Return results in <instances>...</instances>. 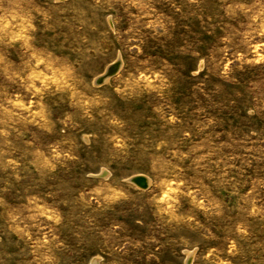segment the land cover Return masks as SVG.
Segmentation results:
<instances>
[{"label":"rangeland","instance_id":"374dc122","mask_svg":"<svg viewBox=\"0 0 264 264\" xmlns=\"http://www.w3.org/2000/svg\"><path fill=\"white\" fill-rule=\"evenodd\" d=\"M0 264H264V0H0Z\"/></svg>","mask_w":264,"mask_h":264},{"label":"bare ground","instance_id":"6f19581e","mask_svg":"<svg viewBox=\"0 0 264 264\" xmlns=\"http://www.w3.org/2000/svg\"><path fill=\"white\" fill-rule=\"evenodd\" d=\"M108 69V68H107ZM106 74V73H105ZM100 75L99 77L101 78L102 81H104V78L106 77V75ZM137 176V177H136ZM136 177V179L138 180L137 182H141V185H138V183H135L136 185H138L141 188H145L146 186L149 185L150 179L145 176L144 174H136L134 176H132L131 178ZM135 179V178H133ZM190 254V253H189ZM191 255V254H190Z\"/></svg>","mask_w":264,"mask_h":264},{"label":"water","instance_id":"95a60500","mask_svg":"<svg viewBox=\"0 0 264 264\" xmlns=\"http://www.w3.org/2000/svg\"><path fill=\"white\" fill-rule=\"evenodd\" d=\"M118 66H119V61H117V62H114L113 64H111L110 66H109V68L107 69V71H106V76H110V75H112V74H114L116 71H117V69H118ZM103 81L101 80V78L100 77H98L97 79H96V83H102ZM131 181L133 182V183H138V185H141V182H137L138 180L137 179H131Z\"/></svg>","mask_w":264,"mask_h":264}]
</instances>
